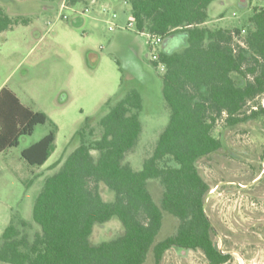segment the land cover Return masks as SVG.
Wrapping results in <instances>:
<instances>
[{
	"label": "trees",
	"instance_id": "1",
	"mask_svg": "<svg viewBox=\"0 0 264 264\" xmlns=\"http://www.w3.org/2000/svg\"><path fill=\"white\" fill-rule=\"evenodd\" d=\"M214 1L128 0L136 29L151 39L187 34L185 47L163 49L154 61L165 67L162 93L170 110L168 123L142 169L135 170L125 158L142 132L140 94L131 91L117 102L107 101V112L94 122L87 117L70 140L78 145L53 163L51 168H58L35 199L32 214L39 229L31 237L32 222L14 218L0 236V262L144 264L151 252L159 258L172 246L199 249L208 264L228 260L206 213L211 185L199 162L225 148L214 134L219 119L228 127L264 119L262 104L247 109L264 94V7L254 6L241 26L210 28L206 22ZM30 20L11 17L0 7V32ZM45 123L51 125L48 134L22 151L29 165L41 166L53 154L58 126L11 89H0V152ZM152 180L163 186L160 201L149 188ZM103 187L114 194L111 200L104 198ZM165 213L179 223L175 233L158 239ZM113 218L123 232L94 243L95 226Z\"/></svg>",
	"mask_w": 264,
	"mask_h": 264
},
{
	"label": "rangeland",
	"instance_id": "2",
	"mask_svg": "<svg viewBox=\"0 0 264 264\" xmlns=\"http://www.w3.org/2000/svg\"><path fill=\"white\" fill-rule=\"evenodd\" d=\"M63 1L67 2L64 7ZM244 1L215 0L206 25L241 26L254 6L264 7V0ZM0 7L11 17L31 19L29 24L0 32V89H11L26 106L45 112L58 126L55 151L41 166L29 165L22 151L48 134L50 123L38 124L17 146L0 152V236L14 218H23L32 222L28 230L32 237L39 229L33 220V205L46 177L58 168H51L53 163L78 145L70 140L87 117L96 121L107 112V101L117 102L131 91L142 99V132L125 162L135 170L142 169L169 120L162 93L165 69L153 60L163 45L161 40L150 44V36L130 24L128 0H81L75 4L68 0H0ZM172 39L170 50L187 45L184 32ZM89 52L97 55L93 63ZM258 104L264 107V94L247 109ZM214 134L224 141L225 148L202 159L199 168L211 185L205 208L215 227L214 239L230 255L223 264H264V119L229 127L219 119ZM149 188L160 201V181H150ZM102 193L106 200L114 196L104 187ZM178 223L176 217L165 213L158 239L175 233ZM122 232L120 221L113 218L95 226L92 241L100 243ZM163 264L208 262L201 251L181 256L171 250Z\"/></svg>",
	"mask_w": 264,
	"mask_h": 264
},
{
	"label": "flooded vegetation",
	"instance_id": "3",
	"mask_svg": "<svg viewBox=\"0 0 264 264\" xmlns=\"http://www.w3.org/2000/svg\"><path fill=\"white\" fill-rule=\"evenodd\" d=\"M264 157V156H263ZM263 172H264V170H263ZM171 250H174L176 253H178L179 255H181V256H186V254H188L189 252H191V251H201V250H199V249H188V250H185V249H179V248H177L176 246H172V247H170V248H167L162 254H161V256L158 258V256L154 253V252H151L149 255H148V257H147V259H146V261H145V263L144 264H163L164 262H165V259H166V254L169 252V251H171ZM203 254H204V256H205V258H206V260H207V262H208V259H207V256L205 255V253L203 252V251H201ZM219 264H223V263H219Z\"/></svg>",
	"mask_w": 264,
	"mask_h": 264
},
{
	"label": "built area",
	"instance_id": "4",
	"mask_svg": "<svg viewBox=\"0 0 264 264\" xmlns=\"http://www.w3.org/2000/svg\"><path fill=\"white\" fill-rule=\"evenodd\" d=\"M66 5H67V2H66V1H63V2L61 3V6H62V7L66 6ZM107 10H108V7H107V6L103 8V11H104V12H106ZM86 11H89V7H86ZM113 16L116 17L117 14L114 13ZM64 17H65V18H68L67 15H64ZM132 23L134 24L133 21H131L130 24H132ZM112 28H113V26H110V29H112ZM245 32H246V30H245V29H242V33L244 34ZM160 40H161V39H159V38H152V39L150 40V44H156V43H158ZM241 44H244L243 41L241 42ZM157 59H158V55H157V54H153V60H157ZM163 67H164V65H163ZM164 69H165V67H164Z\"/></svg>",
	"mask_w": 264,
	"mask_h": 264
},
{
	"label": "crops",
	"instance_id": "5",
	"mask_svg": "<svg viewBox=\"0 0 264 264\" xmlns=\"http://www.w3.org/2000/svg\"><path fill=\"white\" fill-rule=\"evenodd\" d=\"M129 5V4H128ZM210 8V7H209ZM210 10V9H209ZM210 14V11H209ZM207 24V22H206ZM183 33V32H182ZM173 35L169 36L168 38L165 39H161V44L163 45V49L167 50V51H173L168 49V45H170L171 43L174 42V40L172 39ZM88 58H90L91 62H95V59L97 58V55L93 52H89Z\"/></svg>",
	"mask_w": 264,
	"mask_h": 264
},
{
	"label": "water",
	"instance_id": "6",
	"mask_svg": "<svg viewBox=\"0 0 264 264\" xmlns=\"http://www.w3.org/2000/svg\"><path fill=\"white\" fill-rule=\"evenodd\" d=\"M243 4H245V1L244 0H241ZM221 252L225 253L223 250H221Z\"/></svg>",
	"mask_w": 264,
	"mask_h": 264
}]
</instances>
